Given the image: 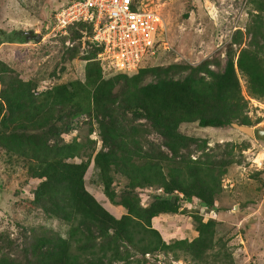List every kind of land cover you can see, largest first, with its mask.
I'll return each instance as SVG.
<instances>
[{"label": "trees", "instance_id": "obj_1", "mask_svg": "<svg viewBox=\"0 0 264 264\" xmlns=\"http://www.w3.org/2000/svg\"><path fill=\"white\" fill-rule=\"evenodd\" d=\"M250 3L249 21L243 31L233 32L222 66L218 59L205 58L196 64H144L131 75L103 77L96 58L100 48L90 41L80 54L74 45L66 47L58 69L75 57L84 60L83 80L38 91L35 81L0 61V156L19 164L24 179H38L29 203L66 227L63 234L47 228L30 231L21 257L0 253V264H143V256L159 252L187 257L192 264H207L209 255L215 264H233L224 243L214 237V219L193 213L196 235L169 242L150 221L160 213H176L179 202L192 197L213 209L227 167L239 163L230 148L217 156L205 151L206 140L178 127L252 125L243 114L246 102L236 76V71L245 76L251 97L264 99V0ZM68 29L71 40L81 30L90 35V26L81 22ZM21 38L13 31L0 42ZM80 115L95 124L96 151L87 136L62 138ZM151 132L160 142L147 138ZM90 161L104 196L124 209L119 217L86 190L83 176ZM115 175L125 180L118 192L112 187ZM146 187L160 191L142 205L137 190Z\"/></svg>", "mask_w": 264, "mask_h": 264}, {"label": "rangeland", "instance_id": "obj_2", "mask_svg": "<svg viewBox=\"0 0 264 264\" xmlns=\"http://www.w3.org/2000/svg\"><path fill=\"white\" fill-rule=\"evenodd\" d=\"M67 1L0 0V40L4 34L13 31L22 36L20 40L0 42V61L22 78L35 81L38 91L74 78L83 80L85 61L77 57L65 62L62 71L58 70L63 62L62 51L66 47L74 45L80 54L90 42L85 30H79L81 36L71 40L69 29L63 34L53 28L56 9ZM137 1L152 9L158 17L155 23V55L143 62L146 66L173 62L196 64L205 58L218 59L222 66L224 52L233 32L235 29L244 30L253 11L250 0ZM23 31L41 35V38L37 41L26 40ZM98 61L103 77L121 73L105 57ZM236 76L240 93L246 102L243 114L252 123L248 126L252 131L264 130V99L251 97L247 93L245 76L240 71H236ZM149 80V77L145 79ZM178 130L185 135L206 140L205 151H213L217 156L224 148H230V153L239 163L229 165L222 176L221 191L215 196L211 214L203 215L199 210L198 199L192 197L189 207L179 202L176 213H160L151 218V226L165 242L177 238L190 240L196 235L192 214L198 213L203 220L211 218L217 221L214 237L220 244L224 243L233 264H264V140L245 135L230 124L199 127L195 123H181ZM86 136L94 139L96 151L100 146L96 127L84 115L74 118L68 132L62 134L65 141L73 137L84 140ZM147 138L160 142V137L153 132ZM4 158V155L0 156V253L20 258L25 237L30 231L38 232L47 228L63 234L66 227L46 217L40 209L29 203L38 179H24V169L14 161L6 162ZM83 181L86 190L112 215L119 217L124 213L121 206L110 202L102 193V185L92 161L89 162ZM124 181V178L115 175L113 189L118 192ZM157 191L154 187L138 189L140 203L146 205ZM206 261L207 264L217 263H213L210 255ZM142 262L192 264L187 257L180 255L178 259H173L170 254L162 252L146 254Z\"/></svg>", "mask_w": 264, "mask_h": 264}, {"label": "built area", "instance_id": "obj_3", "mask_svg": "<svg viewBox=\"0 0 264 264\" xmlns=\"http://www.w3.org/2000/svg\"><path fill=\"white\" fill-rule=\"evenodd\" d=\"M156 21V13L137 0H69L56 9L53 28L64 34L76 22L89 25L90 41L100 48L96 58L105 57L121 73L131 75L155 55ZM199 210L212 213L204 206Z\"/></svg>", "mask_w": 264, "mask_h": 264}, {"label": "water", "instance_id": "obj_4", "mask_svg": "<svg viewBox=\"0 0 264 264\" xmlns=\"http://www.w3.org/2000/svg\"><path fill=\"white\" fill-rule=\"evenodd\" d=\"M22 34L24 35L25 39H34L35 41L41 38V35H33L30 31H23ZM231 127L235 128L236 130L244 133L245 135H249L250 137H257L264 140V130H255L252 131V128L248 125L238 124L236 122L229 123ZM173 200V197L171 198Z\"/></svg>", "mask_w": 264, "mask_h": 264}]
</instances>
